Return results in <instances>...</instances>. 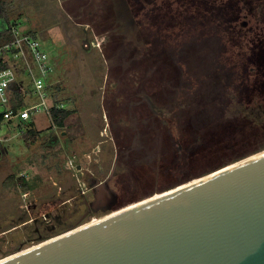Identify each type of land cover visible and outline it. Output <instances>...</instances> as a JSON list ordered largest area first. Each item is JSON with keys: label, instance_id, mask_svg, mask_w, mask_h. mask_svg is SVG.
<instances>
[{"label": "rangeland", "instance_id": "rangeland-1", "mask_svg": "<svg viewBox=\"0 0 264 264\" xmlns=\"http://www.w3.org/2000/svg\"><path fill=\"white\" fill-rule=\"evenodd\" d=\"M103 1L107 6H102L103 10L96 14L92 11L96 3L92 0H5L11 20L18 22L19 30L33 31L53 58L54 70L47 83H59L61 90L58 95L64 106L74 109L66 122L76 126L70 132L72 139H68L65 125L55 127L49 115L38 113L32 119L38 131V138L33 144H29L19 130L28 127L31 121L14 120V123L20 124L19 127L14 124L11 130L7 126L0 128V237L4 241H19L26 229L21 222L26 218L33 216L42 219L47 211L55 214L63 209L66 205H55L69 196L63 189L72 187L74 193L79 192L71 171L61 173L64 180L56 172L57 166L47 168L52 158L42 163L43 155L58 149H61L60 157L53 158V163L59 159L62 167H66L69 161L77 163V155L81 158L92 155L95 162L91 163V167L96 174L101 170L97 161L103 165L102 161L111 162L119 157L114 173L118 174L115 179L122 183L123 189L114 209L168 189L167 186L173 187L185 175L186 171L181 169L170 176L166 174L168 171H160L158 163L164 151L161 147L167 138L166 126L162 128V124H158L157 138L154 140V115L151 123L145 119L149 110L145 98L153 101L156 95L157 100L163 96L159 98L162 94L158 88L160 76L156 79L152 77V81L147 82L146 75L150 70L141 60L144 44L147 43H139L141 40L137 39L140 31H137V19H145L146 15L151 18L146 22V29L161 32V42L167 45V53L170 54L171 49L178 47V42L183 40L176 55L181 58L186 70H196L200 68V63L205 64L206 56L210 55V50L217 48V42L221 40L220 36L216 38V32L219 34L223 29V34L229 35L231 41V45L228 42L232 48L228 64L237 66L238 74L252 76V79L258 76L259 83L252 81L247 87L239 112L259 128L264 127V0H146L135 5L134 13L124 16L121 12H115L117 7L114 0ZM123 3L127 9L132 4L130 0H123ZM163 12L168 13L163 16ZM124 17L126 21H123ZM58 19L61 20L59 24ZM144 22L138 26L145 27ZM38 23H44L40 27L45 30L37 27ZM185 37L192 38L186 41L188 45H184ZM174 68L170 65L167 72L170 79L173 72L179 75ZM158 80L159 83H156ZM18 81L28 89L32 79L22 75ZM38 101L33 96L27 100V106ZM164 107L163 115L167 117V106ZM101 131L103 134H100ZM53 133L57 137L55 145V141L50 140ZM257 143L264 145V136ZM34 155L38 159L32 162ZM153 159L158 162H153ZM109 169L105 167V173ZM13 173L24 176L31 185L29 191L16 190L7 185V177ZM75 175L77 177L78 174ZM109 183L113 189L121 187L114 180L110 179ZM81 202L82 196L78 195L71 199L72 204L67 203L81 205L79 215L78 210L75 213L72 211L74 218L81 216L85 209ZM106 210L77 223L98 218L109 212ZM74 224L72 220L55 232L64 231ZM33 242L37 241H27L19 249L3 248L0 258L29 247Z\"/></svg>", "mask_w": 264, "mask_h": 264}, {"label": "water", "instance_id": "water-1", "mask_svg": "<svg viewBox=\"0 0 264 264\" xmlns=\"http://www.w3.org/2000/svg\"><path fill=\"white\" fill-rule=\"evenodd\" d=\"M152 194L0 264H264V149Z\"/></svg>", "mask_w": 264, "mask_h": 264}, {"label": "trees", "instance_id": "trees-1", "mask_svg": "<svg viewBox=\"0 0 264 264\" xmlns=\"http://www.w3.org/2000/svg\"><path fill=\"white\" fill-rule=\"evenodd\" d=\"M5 4V1L0 0V45L13 39L14 35L11 27L18 23L11 20L9 10ZM146 16L145 19L140 20L141 25L145 21L143 23L145 27H141L139 31L138 39L141 40H138L139 43L150 41L148 37H150L151 30L146 29V22L148 23V18H151L148 15ZM154 24L155 22H153V26ZM222 31L223 29L220 30L219 34L216 32V38L219 39L218 36H220L221 39L220 41L217 40V48L215 47L213 51L210 50V55L206 56L205 64L200 63V68L194 65V67H197L196 70L184 69L181 58L176 55L178 48L182 46L183 40L178 42V47L171 49L172 52L169 54L166 51L168 50L167 45L161 42V32L155 31L154 33L152 30L154 39L152 45L144 44L145 51L142 48L144 56L141 60L146 62L150 70L146 77L148 78L152 74V77L156 79L160 76V83L159 80L156 83H159L160 87L158 88L162 90L159 91V93L162 92L159 98L163 95L158 100L156 95L153 100L157 106L153 110L154 120H156L154 140L157 138L158 124L162 121L158 118L166 110L164 106H167L165 132L167 138H164V146L161 147L164 151L158 163L160 171H168L166 174L169 176L180 169L186 171L185 175L177 180L175 184H178L179 181H187L206 174L259 151L264 146H259L257 143L261 136H264V127L259 128L249 117L243 116L239 112V105L243 104L242 97L245 95L247 87L252 81L256 84L259 83L258 76H254L252 79V76L238 74V67L228 64V56L232 54V48L228 46V42L231 45V41L228 38L229 35L223 34ZM211 33L213 34V32ZM231 33L233 34L232 31ZM196 38L198 39V36ZM189 39L192 38L185 37L184 45H188L186 41ZM166 55H168V60ZM169 55H171L170 61L172 63L169 61ZM151 56L154 59L152 66L149 61ZM6 65L4 63L0 68ZM170 65L175 67L174 70L177 69L179 73V75H174L173 72L171 79L167 76ZM157 71H159V74ZM48 90L50 92V102L53 105V120L56 125L64 126L66 119L73 111L64 106L63 100L58 95V91L61 90L59 83L49 85ZM11 98L14 106L24 102L19 85L16 83L11 85ZM22 136L25 140H29V144H33L38 138V131L32 127L25 130ZM50 140L51 142L55 141L53 142L54 145L57 144L55 136H51ZM60 152L61 149H58L54 153L43 155L42 163L52 158V162L48 161L47 168L57 166L60 170L63 164L59 159L53 163V158H59ZM34 158L32 162L37 161V155H34ZM153 162H158V160L153 159ZM166 167L170 168L165 170ZM23 177L13 173L7 177L6 183L16 188V190L27 192L30 190L31 185Z\"/></svg>", "mask_w": 264, "mask_h": 264}, {"label": "flooded vegetation", "instance_id": "flooded-vegetation-1", "mask_svg": "<svg viewBox=\"0 0 264 264\" xmlns=\"http://www.w3.org/2000/svg\"><path fill=\"white\" fill-rule=\"evenodd\" d=\"M5 1V0H3ZM94 1L96 4H94V8L92 9L93 13H100L102 9V6H107L104 4L103 0H92ZM117 1V2H116ZM138 1H140L141 3H143L144 0H130V2L132 3L130 5V7L128 6H124V3L126 1L123 0H114V2L116 3V13L121 12V14H130V13H134L133 9L134 7L136 8L135 5H137ZM146 1V0H145ZM179 2V1H178ZM149 3V2H147ZM122 7H126L121 9ZM137 11V10H136ZM64 13V12H63ZM168 12H163V14H166ZM65 15V14H64ZM124 16V15H123ZM127 18L124 17L123 21H126ZM133 19V18H132ZM61 22L60 19H58L57 24H59ZM137 22L139 25H141L140 21ZM50 23V22H49ZM41 25H44V23H38ZM127 24H129V22L127 21ZM137 24V31H139L141 29V26L139 27ZM91 27H89L90 29ZM88 30V29H87ZM150 34H152L150 37H148V39H151L147 44L152 45L153 42V33L152 30L150 32ZM81 38V37H78ZM85 38V36L83 37ZM82 38V39H83ZM87 38V37H86ZM85 38V39H86ZM138 39V38H137ZM139 40V39H138ZM150 58H153V56H151ZM151 66L154 64L153 60L149 59ZM60 63V62H59ZM58 63V65H59ZM152 73V71H151ZM152 81V74L148 76V80L147 82ZM145 100L147 101L146 105L149 107L148 113H147V117L145 119H149V123L152 122V116H153V110L155 108V103L149 99L148 97L145 98ZM157 107V106H156ZM164 111L161 113V117L158 118V120H162L161 124H162V128L165 124V126L167 125V117H165L163 115ZM160 115V114H159ZM167 116V113H166ZM108 137V134H107ZM77 154V153H76ZM77 163L75 164V169H68L66 167H64L66 170L71 171V177L76 179V190L79 191L78 193H74L71 188H66L67 190L63 189V191H66V193L69 195L67 198H64L62 200H60L59 203H55V205H57L58 207L61 205H66L63 209L58 210L55 212V214H52L50 211H47L46 213L43 214V218L39 219L38 217H28L26 218L24 221L21 222V224H24L26 226L25 232L24 234L21 236V238L19 239V241H16L15 239H7L6 241L3 240L2 237H0V252L3 250V248H14V247H18L17 249L21 248L22 245L24 243H26L27 241H42L44 239L53 237L55 235H58L60 233H63L69 229H72L76 226H78L81 222V220L83 221V219L97 213V212H101L105 209H107L106 211H112L117 205H118V195H121L120 190L122 191L123 187H122V183L120 184L115 178L118 174H115L114 171H116L117 169V163L119 160V157L114 159L111 162H103V165H101L102 163L97 161L98 166L101 167L100 171L96 172L93 170V168L91 167V163L95 162V159L92 158V155H86L84 157L81 158V156L77 155ZM89 159V160H88ZM105 167L106 169L108 167H110V171L105 173ZM73 171H75V173H73ZM75 174H78L77 177ZM23 176V175H22ZM114 180V182H116V185H121V187H116L115 189H113V187L110 186L109 180ZM111 182V181H110ZM103 184L102 186L98 187L99 189H96L95 187H97L99 184ZM119 185V186H120ZM117 188H121L118 189ZM110 190L111 193L109 196H104L103 190ZM62 190V188H61ZM116 190V191H115ZM99 191V192H98ZM96 192H98V194H100V196H102L100 198L99 201H97V199L95 198V194ZM81 195L82 196V202L81 204H83L85 206L84 211L82 212L81 216L74 218V213L78 210H81L80 206L77 204H73V205H68L67 203L71 202V199H73L74 197ZM57 200V199H54ZM29 202V201H28ZM51 202H53V199L51 200ZM72 204V203H70ZM127 205V204H126ZM56 208H54L53 210H55ZM74 213H73V212ZM81 211L77 212L78 215ZM97 217H93V219H95ZM72 220H74V226L64 230V231H57L56 230L60 229L62 226H65L67 223L71 222ZM77 223V221H79ZM53 235V236H52ZM37 242H33V244L37 243ZM5 257V256H3ZM2 257V258H3ZM0 258V259H2Z\"/></svg>", "mask_w": 264, "mask_h": 264}, {"label": "built area", "instance_id": "built-area-1", "mask_svg": "<svg viewBox=\"0 0 264 264\" xmlns=\"http://www.w3.org/2000/svg\"><path fill=\"white\" fill-rule=\"evenodd\" d=\"M13 39L0 45V128L7 126L9 130L16 124L14 120L31 121L28 127L19 129L21 133L34 128L33 117L38 113H45L53 120V105L50 102V92L47 79L53 72V58L45 48L43 42L32 34L20 31L18 25L11 27ZM26 75L32 79L30 87L26 89L18 77ZM19 85L20 94L24 102L18 106L13 105L11 98V85ZM37 97V103L27 106V100ZM71 163V164H70ZM73 161L67 163L66 168L73 169Z\"/></svg>", "mask_w": 264, "mask_h": 264}, {"label": "crops", "instance_id": "crops-1", "mask_svg": "<svg viewBox=\"0 0 264 264\" xmlns=\"http://www.w3.org/2000/svg\"><path fill=\"white\" fill-rule=\"evenodd\" d=\"M17 25H18V23H17ZM40 25L41 24H37V27H39V28H43V30H45V28L44 27H40ZM24 32H28V33H30V34H32L34 37H36V38H38L39 39V37L33 32V31H30V30H27V31H24ZM40 40V39H39ZM54 70V69H53ZM53 73V72H52ZM51 75V74H50ZM50 77V76H49ZM50 85H51V83H49ZM53 91H54V88H53ZM68 100V99H67ZM68 110H72V111H74V109H70V107H66ZM73 113V112H72ZM69 117V116H68ZM68 119V118H67ZM67 119H66V121H67ZM54 123V125H55V127H56V124H55V122H53ZM65 126L68 128L66 131H65V135H66V138H68V139H72L71 138V135H70V132L74 129V127L76 126V125H74L72 122L70 123V124H67V122L65 123ZM59 127H62V126H59ZM70 127V128H69ZM54 133H55V131H53ZM73 132V131H72ZM54 133H53V136H55L56 137V135H54ZM100 134H103V131H101V133ZM74 137V136H73ZM56 139H57V137H56ZM67 139V140H68ZM63 171H68V170H66L65 168H64V166L63 167H61V169L60 170H57L56 172L58 173V174H61ZM61 176H62V179H64V180H66L65 179V177L61 174Z\"/></svg>", "mask_w": 264, "mask_h": 264}, {"label": "bare ground", "instance_id": "bare-ground-1", "mask_svg": "<svg viewBox=\"0 0 264 264\" xmlns=\"http://www.w3.org/2000/svg\"><path fill=\"white\" fill-rule=\"evenodd\" d=\"M157 194H158V193H157ZM149 197H150V196H149ZM146 198H147V197H146ZM144 199H145V198H144ZM96 219H97V218H95L94 220H96ZM94 220H93V221H94ZM91 221H92V220H91ZM89 222H90V221H89ZM86 223H87V222H86Z\"/></svg>", "mask_w": 264, "mask_h": 264}]
</instances>
